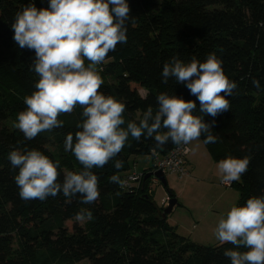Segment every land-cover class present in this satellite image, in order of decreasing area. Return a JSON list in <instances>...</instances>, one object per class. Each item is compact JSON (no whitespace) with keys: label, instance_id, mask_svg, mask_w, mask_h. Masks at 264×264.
I'll list each match as a JSON object with an SVG mask.
<instances>
[{"label":"trees","instance_id":"obj_1","mask_svg":"<svg viewBox=\"0 0 264 264\" xmlns=\"http://www.w3.org/2000/svg\"><path fill=\"white\" fill-rule=\"evenodd\" d=\"M37 8L48 0H34ZM29 0H0V264H33L39 250L62 264L86 260L87 264H231L224 256L230 243L201 245L177 233L162 217L147 189L150 178L129 190L110 183L130 169L131 157L151 154L153 141L129 140L116 159L124 160L123 169L112 160L99 176L100 197L83 205L79 197L71 202L62 195L45 201H23L15 182L18 169L7 159L13 149H38L51 160L59 161L60 179L65 171L79 172L83 166L71 151L64 150L67 133L79 131L82 107L77 105L63 127L41 132L26 140L13 127L19 112L26 110L24 97L35 91L39 77L31 70L34 51L21 49L13 40L11 24L15 13ZM133 21L128 22V42L118 44L100 65L112 82L100 88L106 96L123 100L128 121L139 122L148 106L157 108L156 96L174 93L185 100H196L183 84L170 78L163 82V64L172 56L188 62L193 56L203 62L215 52L230 80L237 83L229 111L215 118L212 128L218 139L205 144L214 160L228 155L251 156L248 171L242 175L238 206L252 196H264V0H128ZM260 81V88L252 80ZM145 94L141 95L140 90ZM223 95V94H222ZM197 112L199 113V101ZM208 123L211 116H204ZM203 140V137H202ZM175 145L169 142L160 154ZM134 163V160H132ZM150 168L144 170L146 173ZM168 200L174 194L164 185ZM111 199V201L109 200ZM82 208L93 219L80 224L74 219ZM240 251L247 249L241 248Z\"/></svg>","mask_w":264,"mask_h":264},{"label":"clouds","instance_id":"obj_2","mask_svg":"<svg viewBox=\"0 0 264 264\" xmlns=\"http://www.w3.org/2000/svg\"><path fill=\"white\" fill-rule=\"evenodd\" d=\"M130 13L128 0H48L47 7L41 8L29 0L15 13L13 40L19 48L34 51L31 70L39 79L36 90L24 97L26 110L19 112L13 127L32 140L41 132L63 127L64 121L58 119L61 114H71L77 105L83 109L82 121L76 125L80 130L67 133L64 139V150L73 153L83 166L81 171H65L61 180L60 162L42 151L16 148L8 153L12 168L18 169L15 182L23 201H45L62 194L67 202L78 196L83 205L95 204L100 197V178L93 169H102L112 160L115 169H123L124 160L116 157L129 136L136 142L142 138L153 141L151 153L157 157V150L169 142L185 152L187 145L202 137L205 144L217 142L212 131L215 118L230 110L226 97L232 96L237 83L225 74L223 61L215 52L203 62L195 56L186 62L174 55L163 64V82L174 79L196 100L161 92L156 96L155 111L148 106L138 123L128 121L126 128L121 127L126 123L127 105L100 91L104 80L98 66L118 44H127L128 22L134 20ZM252 84L260 88L259 80L253 79ZM196 101L203 116L194 115ZM204 116L213 121L206 122ZM250 162L251 156L221 159L216 165L221 182L240 181ZM108 179L120 188L129 182L118 174ZM74 219L90 221L93 214L82 208ZM214 235L220 244L234 246L223 253L231 264H264V196H252L244 206L233 205L219 219Z\"/></svg>","mask_w":264,"mask_h":264},{"label":"rangeland","instance_id":"obj_3","mask_svg":"<svg viewBox=\"0 0 264 264\" xmlns=\"http://www.w3.org/2000/svg\"><path fill=\"white\" fill-rule=\"evenodd\" d=\"M159 1V0H157ZM89 62L85 60V66ZM100 75L107 82L112 78L103 73L99 65ZM144 95L145 91L140 90ZM68 119L70 114H61ZM188 169L190 176L180 178L174 173H165L164 179L167 188L173 192L176 204L167 215L166 222L176 228L177 233L187 237L192 242L201 245H217L220 242L215 238L214 230L219 219L226 217L233 205L238 206L240 199V186L238 182L225 185L221 182L217 163L209 154L202 138L189 144ZM134 160V163H132ZM150 155L141 154L131 157L130 171L138 173L150 168ZM127 172V173H128ZM152 198L158 207H166L168 200L165 186L160 182L152 185ZM111 201V199H109ZM83 224L84 221H78ZM33 264H62L56 258H52L44 250H39ZM69 264H87L86 260L75 261Z\"/></svg>","mask_w":264,"mask_h":264},{"label":"built area","instance_id":"obj_4","mask_svg":"<svg viewBox=\"0 0 264 264\" xmlns=\"http://www.w3.org/2000/svg\"><path fill=\"white\" fill-rule=\"evenodd\" d=\"M188 151L185 152L183 147L174 146L169 152L166 154H159V156H154L152 153L150 154V170H148L146 173L150 171H157L160 170L165 173H174L178 175L180 178L188 176L189 172L186 168V156L189 153V147L186 146ZM144 172H136V171H130L126 173L122 178H128L129 182L127 187L122 189L129 190L132 187H139L141 182L144 180L145 174ZM150 182L148 185L147 192L148 194H152V185H157L160 183V180L154 176L151 175ZM168 200V197L166 198Z\"/></svg>","mask_w":264,"mask_h":264},{"label":"water","instance_id":"obj_5","mask_svg":"<svg viewBox=\"0 0 264 264\" xmlns=\"http://www.w3.org/2000/svg\"><path fill=\"white\" fill-rule=\"evenodd\" d=\"M151 175L156 176L163 185L166 184L165 179H164V174L162 171H160V170L150 171V172L145 174L144 179H147ZM176 202L177 201L175 198L168 200L166 207H164L163 210H161L159 212V213H161L162 217H165L167 214H169L171 212V210H172L173 206L176 204Z\"/></svg>","mask_w":264,"mask_h":264},{"label":"crops","instance_id":"obj_6","mask_svg":"<svg viewBox=\"0 0 264 264\" xmlns=\"http://www.w3.org/2000/svg\"><path fill=\"white\" fill-rule=\"evenodd\" d=\"M188 147H189V145H188ZM191 152V147H189V153ZM189 153L187 154V156H186V162L188 163L189 162V159H188V156H189ZM186 168H187V170H188V172H189V175L188 176H190V170L188 169V164L186 165ZM186 177V176H185ZM167 198V197H166Z\"/></svg>","mask_w":264,"mask_h":264}]
</instances>
